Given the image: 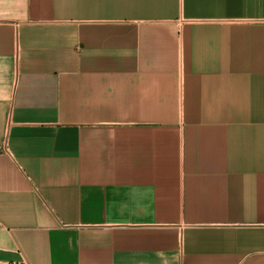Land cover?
I'll use <instances>...</instances> for the list:
<instances>
[{"label":"crops","instance_id":"1","mask_svg":"<svg viewBox=\"0 0 264 264\" xmlns=\"http://www.w3.org/2000/svg\"><path fill=\"white\" fill-rule=\"evenodd\" d=\"M0 264H264V0H0Z\"/></svg>","mask_w":264,"mask_h":264}]
</instances>
